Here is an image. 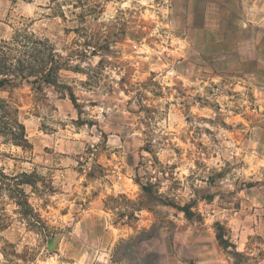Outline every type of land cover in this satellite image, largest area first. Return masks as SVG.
<instances>
[{
    "label": "rangeland",
    "instance_id": "1",
    "mask_svg": "<svg viewBox=\"0 0 264 264\" xmlns=\"http://www.w3.org/2000/svg\"><path fill=\"white\" fill-rule=\"evenodd\" d=\"M99 1L79 25L64 2L66 19L50 0H0V39L24 19L58 50L78 25L111 41L83 62L95 83L55 79L77 108L54 86L0 89L29 141L0 137V168L34 175L41 219L4 199L0 264H264V0Z\"/></svg>",
    "mask_w": 264,
    "mask_h": 264
},
{
    "label": "trees",
    "instance_id": "2",
    "mask_svg": "<svg viewBox=\"0 0 264 264\" xmlns=\"http://www.w3.org/2000/svg\"><path fill=\"white\" fill-rule=\"evenodd\" d=\"M64 2L67 10L74 19L82 25L88 17L95 18L101 12L99 0H50L51 9L66 19ZM75 26L73 31L77 34L70 42L64 44L63 49L58 50L55 44L48 38L37 37L30 30L24 19L13 28L8 39H0V89L13 85L16 80L27 82L33 89L43 92L50 86L56 87L59 94H68L69 99L77 108V97L72 87L57 82L61 70L84 74L88 85L95 83L101 74L97 71L100 65L91 66L90 63L83 65L89 55H96L99 51H110L111 41L108 36L102 40L91 36L82 37L81 26ZM81 115V110H78ZM0 137L5 142L21 146L23 149L29 147V141L25 132V126L19 118L18 107L8 99L0 97ZM33 174L20 172L15 175H7L0 168V210H5L4 199L10 200L16 207L15 212L20 214L22 220L28 226L37 227L41 224L37 214L28 201V194L24 185L35 184ZM144 192L149 191L150 186L141 185ZM186 211L185 208H180ZM11 218L0 213V230L5 229ZM219 243L224 246L227 240L217 235ZM233 247V246H232ZM234 254H237L234 250Z\"/></svg>",
    "mask_w": 264,
    "mask_h": 264
}]
</instances>
